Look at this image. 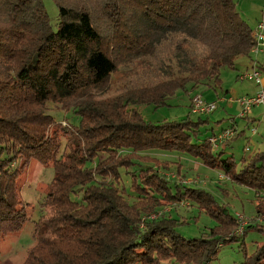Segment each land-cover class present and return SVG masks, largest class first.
Here are the masks:
<instances>
[{
	"label": "trees",
	"instance_id": "trees-1",
	"mask_svg": "<svg viewBox=\"0 0 264 264\" xmlns=\"http://www.w3.org/2000/svg\"><path fill=\"white\" fill-rule=\"evenodd\" d=\"M55 2L57 31L42 0H0V236L29 220L17 178L37 160L55 171L43 203L51 214L36 228L45 252L31 251L25 264H210L236 241L230 232L238 220L209 192L161 176L167 162L146 153L190 156L260 194L264 153L243 159L237 171L234 157L225 168L222 147L211 144L219 133L201 139L208 123L201 117L151 124L123 104L113 111L81 104L72 110L78 125L63 128L41 108L102 88L120 62L142 55L157 60L150 65L163 78L137 87L127 104L164 105L188 85L220 86L225 67L237 70V58L251 56L254 30L235 0ZM183 199L214 217L216 230L186 238L171 212L141 229L148 215ZM242 264H264V245Z\"/></svg>",
	"mask_w": 264,
	"mask_h": 264
},
{
	"label": "rangeland",
	"instance_id": "rangeland-1",
	"mask_svg": "<svg viewBox=\"0 0 264 264\" xmlns=\"http://www.w3.org/2000/svg\"><path fill=\"white\" fill-rule=\"evenodd\" d=\"M235 1L237 2V12L250 27L262 20L263 0ZM42 3L48 13L52 30L57 31L60 16L55 0H42ZM164 53L167 57L168 50L164 49ZM250 55L256 57L258 54L252 55L250 52ZM152 61L157 60L145 55L135 58L133 61H122L102 88L88 90L82 97L78 96L60 104L48 102L42 108L41 106L31 108L32 110L44 108L46 114L53 116L57 122L63 123V128H66L67 124L78 125L80 118L72 110L77 105L82 106L81 104H91L97 108L103 107V109L108 107L111 111L115 108L119 109L123 104L122 110L128 113L139 112L143 119L151 124L188 118L197 120L201 117L203 120H208V123L201 125L202 140L208 135L222 132L224 128V130H228L236 127L238 131L241 130V135L234 141L232 138L230 139L232 141L229 140V142H225L226 144L224 143V146L222 145L224 152L222 161L227 168L229 166L227 159L234 157L237 162V171L242 168V159L248 160L256 153L264 152V134L263 137L252 136L251 130L246 129L244 118L237 115L234 109H229L227 104L221 103L222 98L237 101L240 99L237 97H250V95L254 96L258 93L253 81L239 80L237 76L240 72L228 67L222 70L220 86H216L214 81H208L196 88L188 85L185 89L177 90L172 97H168L164 101V105L155 103L127 104L131 96H136L135 89L137 87L148 88L161 82L163 76L161 75V78L157 69L150 65ZM197 98L205 105H215L216 110L208 115L194 114L193 101ZM256 141H259L260 144ZM146 154H153L161 161L167 162V169L159 168L161 176L172 182L178 181L179 184L189 188L209 192L218 204L224 205L228 212L238 220L239 227L230 232V235L237 237L236 241L228 242L220 247L210 264H242L246 256L252 255L260 246L264 245V193L260 194L254 189L234 183L227 177L223 169L206 167L190 156L155 151ZM54 177L53 166L42 165L37 160L29 161L28 166L22 169L18 175V196L25 205L29 220L20 231L0 236V264H25L31 251L45 252V245L37 239L36 228L43 217L48 218L51 214L50 209L45 208L43 203ZM167 213H170L168 216L170 215L171 218L184 222L183 225L177 227V231L186 238L201 237L205 233L216 230L218 226L214 217L202 212L188 199H183L148 215L141 221V229L145 227L146 219L157 220ZM247 227H249L248 230H246Z\"/></svg>",
	"mask_w": 264,
	"mask_h": 264
},
{
	"label": "built area",
	"instance_id": "built-area-1",
	"mask_svg": "<svg viewBox=\"0 0 264 264\" xmlns=\"http://www.w3.org/2000/svg\"><path fill=\"white\" fill-rule=\"evenodd\" d=\"M255 45L251 50V54H259L264 50V21L260 22L253 31ZM242 81H253L256 85L261 86L260 91L250 97H243L237 100L242 111L241 117L248 118L251 110L259 105H264V84L262 73L254 69L252 72H247L239 76ZM215 105H205L199 98L193 101V113L198 115H208L216 110ZM255 131V130H254ZM236 136V131L233 129L225 130L211 139L214 149H220L221 146Z\"/></svg>",
	"mask_w": 264,
	"mask_h": 264
},
{
	"label": "crops",
	"instance_id": "crops-1",
	"mask_svg": "<svg viewBox=\"0 0 264 264\" xmlns=\"http://www.w3.org/2000/svg\"><path fill=\"white\" fill-rule=\"evenodd\" d=\"M262 21H264V10H263V14H262V20L259 21L258 23H260ZM258 23H256L252 27L253 30L256 29ZM236 66L238 69L234 70V71H237L238 73L240 72L237 76L238 79H239V76L241 74H244V73H247V72L252 71L254 69H257L262 73L263 84H264V50L262 52H260L256 57L250 56L249 58L248 57L237 58ZM255 86L257 87V90L259 92L261 89V86H259V85H255ZM246 95L249 96V94H246ZM238 98H242V97H237V99ZM221 100H222L221 103L227 104L229 109H234L236 111L237 115L241 116L242 109L236 100L235 101L230 100V99L226 100L225 98H222ZM244 120H245L246 129L251 130V132L253 134L252 136H254L256 138L257 137H263V134H264V105H259V106L254 107L251 110L249 117L244 118ZM236 126H238V125H236ZM224 129H222V130H224ZM233 129L236 131V136L232 139L234 141L238 136L241 135L240 134L241 130L239 129V131H238L236 129V127ZM232 140H230V141H232ZM256 143L260 144L259 141H256ZM227 144H229V143H227ZM223 146H222V148H223ZM262 153H264V152H262Z\"/></svg>",
	"mask_w": 264,
	"mask_h": 264
}]
</instances>
